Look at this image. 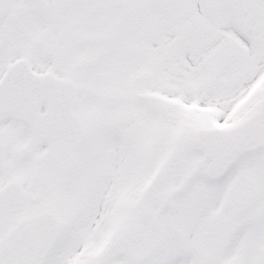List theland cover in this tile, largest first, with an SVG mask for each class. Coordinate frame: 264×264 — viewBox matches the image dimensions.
<instances>
[{
  "label": "snow or ice",
  "instance_id": "obj_1",
  "mask_svg": "<svg viewBox=\"0 0 264 264\" xmlns=\"http://www.w3.org/2000/svg\"><path fill=\"white\" fill-rule=\"evenodd\" d=\"M0 264H264V0H0Z\"/></svg>",
  "mask_w": 264,
  "mask_h": 264
}]
</instances>
